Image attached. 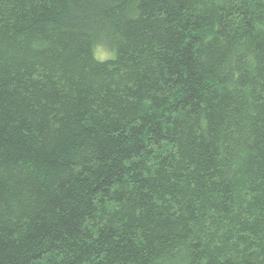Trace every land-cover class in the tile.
Wrapping results in <instances>:
<instances>
[{"label":"trees","instance_id":"trees-1","mask_svg":"<svg viewBox=\"0 0 264 264\" xmlns=\"http://www.w3.org/2000/svg\"><path fill=\"white\" fill-rule=\"evenodd\" d=\"M0 264H264V0H0Z\"/></svg>","mask_w":264,"mask_h":264},{"label":"rangeland","instance_id":"rangeland-1","mask_svg":"<svg viewBox=\"0 0 264 264\" xmlns=\"http://www.w3.org/2000/svg\"><path fill=\"white\" fill-rule=\"evenodd\" d=\"M95 55L98 58H106L110 56V51L102 45H98L95 50Z\"/></svg>","mask_w":264,"mask_h":264}]
</instances>
